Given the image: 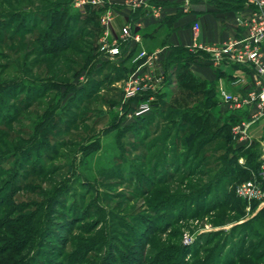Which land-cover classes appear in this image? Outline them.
<instances>
[{
	"label": "rangeland",
	"instance_id": "obj_1",
	"mask_svg": "<svg viewBox=\"0 0 264 264\" xmlns=\"http://www.w3.org/2000/svg\"><path fill=\"white\" fill-rule=\"evenodd\" d=\"M89 6L0 0V264H264V213L242 224L264 198L237 192L264 182V144L234 132L246 116L209 109L188 71L135 116L124 84L140 71L96 57ZM53 8L71 18L58 53L42 42Z\"/></svg>",
	"mask_w": 264,
	"mask_h": 264
},
{
	"label": "crops",
	"instance_id": "obj_2",
	"mask_svg": "<svg viewBox=\"0 0 264 264\" xmlns=\"http://www.w3.org/2000/svg\"><path fill=\"white\" fill-rule=\"evenodd\" d=\"M88 8L98 9L100 15L105 8L114 10L115 20L108 38L111 42L119 37L121 28L127 23L139 31V42L123 46L122 60L133 72L151 69L145 60L133 63V57L141 49L156 54L163 67L173 61L169 71L176 75L175 85L180 84V73L188 71L192 86L203 87L200 94L208 102L209 109L219 116L228 115L234 119L246 116L247 121H251L248 138L264 144V103L252 100V94L263 87L255 68L227 56L216 58L197 47L210 44L222 47L232 38L238 41L237 49H242L249 33L241 20L249 19L253 12L246 0H150L149 7L136 9L129 7L127 0H105L104 4ZM262 48L264 52V42ZM184 49L188 50L189 58L185 57ZM195 52H199L201 58H195ZM221 90L233 94L241 103L225 102L221 99ZM257 128L260 132L253 135Z\"/></svg>",
	"mask_w": 264,
	"mask_h": 264
},
{
	"label": "built area",
	"instance_id": "obj_3",
	"mask_svg": "<svg viewBox=\"0 0 264 264\" xmlns=\"http://www.w3.org/2000/svg\"><path fill=\"white\" fill-rule=\"evenodd\" d=\"M253 7L252 15L247 20H241L248 29V40L242 49H237L238 41L230 39L225 46L215 45H197L204 52L215 56L216 58L227 56L234 61L253 66L259 76L263 87L257 94H252V100H261L264 103V52L262 44L264 42V0H246ZM73 5L85 12L87 6L104 4L105 0H72ZM127 5L132 9L140 7H149L150 0H127ZM115 20V12L111 8H105L100 15V23L103 26V36L98 46V52L108 58L114 59L123 54V46H128L141 40V34L135 30L131 23H127L120 30L119 37L109 41L111 35V24ZM196 29V27H195ZM203 55V54H202ZM101 56V57H102ZM145 60L150 70L140 71L130 77L124 84V97L126 100H133L138 96H147L146 99L139 102L134 110L135 116L147 115L152 111V103L157 100L158 94L163 93L168 84L169 71L159 62L156 54H150L147 50L141 49L132 61L135 64ZM221 99L225 102L241 103V100L221 90ZM251 121H245L234 127L235 134L242 133L248 137V129ZM262 179H264V159L262 160ZM239 195L249 196L251 198H264V182L257 183L255 180H247L237 186ZM264 200V199H263Z\"/></svg>",
	"mask_w": 264,
	"mask_h": 264
},
{
	"label": "trees",
	"instance_id": "obj_4",
	"mask_svg": "<svg viewBox=\"0 0 264 264\" xmlns=\"http://www.w3.org/2000/svg\"><path fill=\"white\" fill-rule=\"evenodd\" d=\"M47 16L49 17V24H48L49 29L51 30L53 27L56 28L55 33H53V31L46 32L45 33L46 35L44 34V36L42 38V42L45 45V47L47 48V50H50L52 52H57V51H63V50L70 49L72 46L70 41H72L71 38H73V37L68 36V33H69L68 28H69L71 18L67 17L66 11L60 10L59 8L49 9ZM94 17H95V14L91 13L90 17L88 16V18H86V17L85 18H86V21H89V19H94ZM74 20L77 21L76 19H74ZM87 33H88V36L93 35V32H91V30H89ZM76 39L80 40V38H76ZM91 43L90 44L88 43V44L90 45V47L94 51V49H96L97 47L93 46V44H94L93 42H91ZM86 44H87V42H86ZM183 52L186 53L185 57L189 58L190 54H189L188 50L184 49ZM97 56H98V58L100 57L99 52L96 53V57ZM193 56L195 58L200 57V55H198V54H194ZM172 63H173V61H171L169 63V65ZM169 65L165 64V66H164L167 71L170 70ZM169 78H172V74L170 73V71H169ZM146 97H147L146 95L145 96H138V97L134 98L132 101L140 102L141 100L146 99ZM152 105H153L152 110L157 109L159 107V105H160L159 96H158L157 100H155L152 103ZM144 116L145 115L138 116V117L143 118ZM222 130L224 132H227V131L231 130V127L229 126V124H226L225 126L222 127ZM258 145H259V143L254 141L252 146L250 145L248 147V150L244 152V157L246 158V162L249 164L248 165L249 167H252V168L255 167L256 168L258 166V164H260L259 162L256 163V159L258 158L259 153H260L259 151H257ZM244 172L245 171H243L242 174ZM256 207H257V205L253 208V210H255ZM262 213H264V206L262 208H260V210L252 218L243 222L242 224H246V223L252 221L253 219L258 217ZM141 235H143V234H141ZM137 239H141L140 236H138ZM173 256H174L173 254H171V255L162 254L161 257L160 256L158 257V260L159 261L163 260L162 264H166L169 260H172L171 258ZM139 261H140V264H157L158 263V262H154L152 260H151V262H147L146 260H144V258H140Z\"/></svg>",
	"mask_w": 264,
	"mask_h": 264
}]
</instances>
